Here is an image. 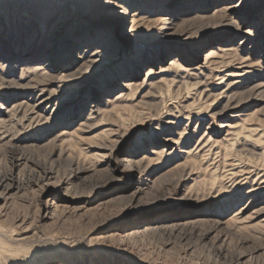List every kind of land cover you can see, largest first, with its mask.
<instances>
[{"label": "rangeland", "instance_id": "obj_1", "mask_svg": "<svg viewBox=\"0 0 264 264\" xmlns=\"http://www.w3.org/2000/svg\"><path fill=\"white\" fill-rule=\"evenodd\" d=\"M88 1L0 0V59L21 66L0 110L98 53L0 125V264H264V0H129L125 22ZM237 3L240 33L214 14ZM37 13L63 21L44 35Z\"/></svg>", "mask_w": 264, "mask_h": 264}, {"label": "bare ground", "instance_id": "obj_2", "mask_svg": "<svg viewBox=\"0 0 264 264\" xmlns=\"http://www.w3.org/2000/svg\"><path fill=\"white\" fill-rule=\"evenodd\" d=\"M127 1H129V0H91V3H90V0L88 1V3H90V5L91 6H93V4H94V2L96 3L95 5H94V9L95 10H97V11H99L101 14L100 15H102L103 13H104V11L106 10V9H109V8H115V9H117L118 10V12H119V17H125V16H127L128 14H129V11H130V6H129V2H127ZM173 3V2H172ZM172 3H170V5L169 6H171V4ZM153 5H155V4H151V7H153ZM226 6L228 5V4H225ZM226 6H222V7H219V8H217L216 9V11H215V16L216 17H218V18H220V19H226V21L228 22V24L229 25H231V24H233L234 23V26H236L237 27V33H240L241 32V27H240V24L238 23V22H233V18H234V16H237L236 14L238 13V8H240L241 7V5L240 4H238L237 3V5H235L234 7H231V6H229V7H226ZM145 8V7H144ZM148 7H146L144 10H142L139 14H136L135 13V15H134V21H133V23L135 24L134 26L135 27H138V25H143V21H145L146 22V20L148 19L147 17H150L148 14H150L152 11L150 10V9H147ZM41 14V13H40ZM39 13H37L36 15H32V14H30V16H28L27 17V24L29 23L30 25L32 24V23H34V22H36L34 19H32L33 18V16H36L35 17V19L36 20H38V19H43L44 21V27H42V26H40V29H41V31H42V33L45 35V33H47L48 31H49V33H50V30H52V28L54 27V26H56V25H59V24H61V22L63 21V19H60L59 18V16L57 15V16H55V15H51V14H49V13H44L41 17L39 16L40 15ZM239 14V13H238ZM138 16H140V17H138ZM245 16V15H244ZM243 16V17H244ZM120 18H115V19H113V18H108L107 19V21H112V22H116V23H119L120 22ZM125 19L124 18H122V22H125L124 21ZM138 20H139V22H138ZM166 20H169L168 22L166 21ZM176 20H178V18H176V19H174L173 20V18H171V19H165L164 20V22H167L165 25L166 26H168V27H170V26H174L175 25V23H173V22H176ZM76 21H78V20H76ZM94 21H98V20H94ZM163 21V20H162ZM161 23V22H160ZM41 24V23H40ZM92 25V27H94V28H96V27H99V26H104V25H101V24H98V23H95V24H91ZM161 25V24H160ZM163 25V24H162ZM165 26V27H166ZM171 28V27H170ZM175 28H176V26H175ZM175 28H173V29H175ZM83 27L82 26H75V27H73L70 31H69V36H67L66 38H65V40H64V44L65 45H67V43H68V41H69V38H72V37H74L75 35H78L79 33H81V30L83 31ZM172 29V28H171ZM167 30H169V28H167ZM255 31H257V29L255 30H253V29H248V30H246L245 32H244V34H246V35H256V32ZM124 38L125 37H127V34H124V36H123ZM69 44V43H68ZM3 46V44H1L0 43V48ZM4 48H6V49H9V48H11L10 46H7V47H5L4 46ZM22 49H25V50H31V49H29L28 47H22V48H17L16 49V51L17 50H22ZM53 49V48H52ZM51 49V50H52ZM227 49V48H226ZM85 50V53L86 54H83L82 55V53L80 54L81 56H79V59L81 60V64H76L74 67H71L70 68V70H72L71 72H70V74L69 75H67V76H64V77H61L60 79H59V81H57V83L55 84L57 87H58V89L57 90H59L60 88H59V85H60V87H63L62 89H64V86H65V84L64 83H68V85L67 86H69L70 84H71V82L72 83H75V82H77V81H80L82 78H83V75L89 70V69H91V67H92V65H93V63L95 62V61H93L97 56H98V53H96L97 51H89L87 48L86 49H84ZM34 51H37V50H34ZM24 52V51H23ZM51 51L49 50V51H46L45 53H42V54H45V55H47V54H49ZM87 52H89L88 54H87ZM209 52H211L210 53V55H208L207 57H206V59H208L209 60V63H213V61L215 60V59H217V58H219L218 56H219V53L218 52H223V53H225L226 52V50H225V47H221V46H218V49L216 50H214V49H211ZM36 53H38V52H36ZM62 53H64V52H62ZM84 56V57H83ZM154 58H152V60H153ZM172 62L173 63H171V68H173L174 66H177V65H180V67H184V65H183V63L184 62H182L181 61V59H179L178 57H176L174 60H172ZM21 68V66H20V64H18V62H16V63H14V64H10V61H6V62H4V59H0V70L2 71V72H0V73H3V75L2 76H0V87H4V86H8V87H12L13 86V83H14V80L12 79V77L14 76V73H15V71L16 70H18V69H20ZM204 68V67H203ZM38 69V68H37ZM199 69V68H198ZM201 69V68H200ZM42 70H44L42 67H41V69H40V71H42ZM170 70V69H169ZM169 70H166V69H162L161 70V74H164V73H166V72H168ZM197 70V69H196ZM38 71V70H37ZM46 71V70H45ZM202 71V70H201ZM204 71V70H203ZM35 72H36V70H35ZM159 73V74H160ZM207 73V72H206ZM210 73V72H209ZM156 74L155 73H148V75H147V77L148 78H151V76H155ZM32 78H34V77H32ZM153 78V77H152ZM33 80V79H32ZM44 83H46V84H48V86H50L51 87V84L49 83V81L48 82H43V81H39V80H35V81H31V82H27V83H25V85H21V89L23 90L22 92V99H27V101H23V102H21L20 100H18L16 103H14V105H13V107H12V109L11 110H8L7 108H5V107H2V109L0 110L1 111V117L3 116V114H4V116L2 117V121H1V123H0V125H2L3 127H8L9 125L8 124H10L11 123V121L13 120V115H14V113H18L21 109H22V107L24 106V105H26L27 107H28V109L27 110H30L31 112H32V110H35L34 109V107L35 108H38V107H41L42 105H45V103H48V104H50L54 99H55V97L54 96H56V91H50L49 92V94L48 93H46L47 92V90H46V92H45V89H43V90H40L39 88H43V87H45V84ZM74 85H76V84H74ZM55 86V87H56ZM124 86L125 87H128L129 88V86H131V84H129V83H125L124 84ZM46 88V87H45ZM33 90H40L39 92H40V94L38 95L37 93H38V91H36V93H34V91ZM58 92V91H57ZM27 93H29V96H30V98H28V97H25L26 95H27ZM46 93V94H45ZM200 93V92H199ZM28 96V95H27ZM24 97V98H23ZM1 98H2V95H1ZM41 100V101H39V99ZM53 99V100H52ZM35 101V105H34V107H31L30 106V104L32 103V101ZM200 100H201V98H200ZM207 102V101H206ZM55 104V103H54ZM57 104V103H56ZM205 104V103H204ZM48 108H49V105L47 106ZM54 107V106H53ZM51 109V108H50ZM26 111V110H25ZM46 111V110H45ZM11 112H12V114H11ZM27 112V111H26ZM25 112V113H26ZM30 112V113H31ZM16 113V114H17ZM29 113V112H28ZM45 113V112H44ZM27 114V113H26ZM32 114V113H31ZM48 114V113H47ZM47 114H45L46 116H47ZM43 115V114H42ZM17 117H20V116H22V114L21 115H16ZM27 116V115H26ZM26 116H24V117H26ZM30 116V115H29ZM40 116V115H39ZM23 117V119H25ZM31 117V116H30ZM33 117V116H32ZM44 116H41V119H44L43 118ZM38 118H40V117H38ZM46 118V117H45ZM22 119V118H21ZM23 119H22V121H23ZM29 119V118H28ZM36 119V118H35ZM21 121V120H20ZM26 121V120H25ZM34 121V120H33ZM44 121V120H43ZM39 122V121H38ZM21 124L23 123V122H20ZM28 123H29V121H28ZM32 123V122H31ZM24 125H25V123H24ZM27 125V124H26ZM30 125H32V124H30ZM35 125V124H34ZM27 127V126H26ZM31 127V126H30ZM29 128V127H28ZM249 130H251V129H249ZM255 130V129H254ZM253 130H251V132H252ZM255 142V141H254ZM261 142V141H260ZM262 143V142H261ZM259 144V143H258ZM258 156V155H257ZM229 162V161H228ZM226 164V163H225ZM234 165V164H233ZM229 169V168H228ZM233 171V170H232ZM243 173V172H242ZM248 174V173H247ZM246 175V174H245ZM244 175V176H245ZM242 176V175H241ZM243 176V177H244ZM246 177V176H245ZM245 181V180H244ZM237 187V186H236Z\"/></svg>", "mask_w": 264, "mask_h": 264}]
</instances>
